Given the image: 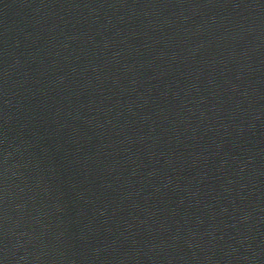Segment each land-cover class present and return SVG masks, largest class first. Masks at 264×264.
Masks as SVG:
<instances>
[{"label":"water","instance_id":"95a60500","mask_svg":"<svg viewBox=\"0 0 264 264\" xmlns=\"http://www.w3.org/2000/svg\"><path fill=\"white\" fill-rule=\"evenodd\" d=\"M0 264H264V0H0Z\"/></svg>","mask_w":264,"mask_h":264}]
</instances>
